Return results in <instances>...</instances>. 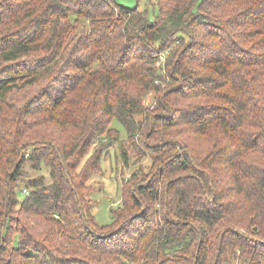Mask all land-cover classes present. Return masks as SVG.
<instances>
[{
	"label": "trees",
	"instance_id": "trees-1",
	"mask_svg": "<svg viewBox=\"0 0 264 264\" xmlns=\"http://www.w3.org/2000/svg\"><path fill=\"white\" fill-rule=\"evenodd\" d=\"M155 4L0 0V264H264V0Z\"/></svg>",
	"mask_w": 264,
	"mask_h": 264
},
{
	"label": "rangeland",
	"instance_id": "rangeland-1",
	"mask_svg": "<svg viewBox=\"0 0 264 264\" xmlns=\"http://www.w3.org/2000/svg\"><path fill=\"white\" fill-rule=\"evenodd\" d=\"M129 8L139 6L140 11L148 13L150 19H154L157 13L155 0H117ZM165 73V71H163ZM150 98L147 100L149 104ZM113 126L121 131L122 138L126 136V131L122 125L113 121ZM151 164V156H146L142 161L135 162L134 158L129 159L126 165L121 158L119 152V144L110 151L103 160L104 175L93 177L91 184L95 191L91 194L92 202H95L93 213L96 217L97 223L100 225L108 224L112 221V210L116 209L121 202V181L123 179L122 172L126 177L130 176L140 166H148Z\"/></svg>",
	"mask_w": 264,
	"mask_h": 264
},
{
	"label": "built area",
	"instance_id": "built-area-1",
	"mask_svg": "<svg viewBox=\"0 0 264 264\" xmlns=\"http://www.w3.org/2000/svg\"><path fill=\"white\" fill-rule=\"evenodd\" d=\"M166 56L165 55H160V59L157 62V66L161 67L164 65V61H165Z\"/></svg>",
	"mask_w": 264,
	"mask_h": 264
}]
</instances>
